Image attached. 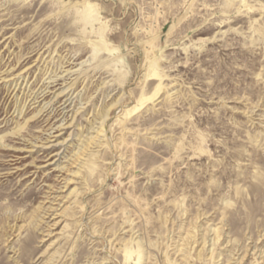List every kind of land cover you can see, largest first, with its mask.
I'll return each instance as SVG.
<instances>
[{
  "label": "rangeland",
  "instance_id": "obj_1",
  "mask_svg": "<svg viewBox=\"0 0 264 264\" xmlns=\"http://www.w3.org/2000/svg\"><path fill=\"white\" fill-rule=\"evenodd\" d=\"M0 264H264V0H0Z\"/></svg>",
  "mask_w": 264,
  "mask_h": 264
},
{
  "label": "bare ground",
  "instance_id": "obj_2",
  "mask_svg": "<svg viewBox=\"0 0 264 264\" xmlns=\"http://www.w3.org/2000/svg\"><path fill=\"white\" fill-rule=\"evenodd\" d=\"M90 4H87V7L86 8H88L87 9V12H86V14H85V19L86 20H90V18L92 17V14H90L91 12H90V6H89ZM93 7V6H92ZM50 82H52V81H50ZM73 83V82H72ZM72 85V84H71ZM46 88H48V86L46 87ZM45 88V89H46ZM70 88V87H69ZM44 89V90H45ZM68 88L66 87V89H63L62 91H61V93L62 92H64V91H66ZM43 90V91H44ZM43 91H41V92H43ZM69 92H70V90L69 91H67V92H65L64 94H63V96H67V95H69V97H67L66 98V100L63 102V104H65V102L67 101V100H69L70 99V97H71V95H72V93H70L69 94ZM60 93V92H59ZM35 98H38V96L37 97H35ZM146 98L147 97H144V96H140L139 98H138V103H141L142 101H144V100H146ZM49 102V101H48ZM48 102H46V103H48ZM46 103H44L41 107H40V109L38 110V112L37 113H39V112H41L42 111V109H44V108H46L47 107V105H46ZM71 103V100H70V102L66 105V106H64L63 107V109L64 108H66V107H68L69 106V104ZM46 105V106H45ZM136 107L135 106H133L131 109H129V110H127L126 111V113H130L131 111H133L134 109H135ZM110 109V108H109ZM62 112V111H61ZM102 127V124H100V128ZM101 131V129L99 130V132ZM98 135V134H97ZM96 136V135H95ZM66 184H68V182H65ZM66 186V185H65Z\"/></svg>",
  "mask_w": 264,
  "mask_h": 264
}]
</instances>
